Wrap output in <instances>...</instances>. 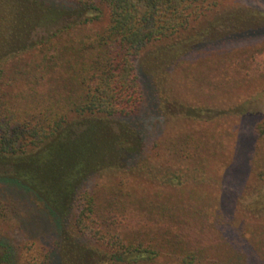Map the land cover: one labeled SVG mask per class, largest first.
I'll return each instance as SVG.
<instances>
[{"label":"trees","instance_id":"16d2710c","mask_svg":"<svg viewBox=\"0 0 264 264\" xmlns=\"http://www.w3.org/2000/svg\"><path fill=\"white\" fill-rule=\"evenodd\" d=\"M55 1L70 6L67 14L74 12L68 15L73 20L19 55L24 82L18 94H9L14 104L5 99L0 79V166L10 168L8 174L21 179L54 218L57 247L71 217L68 236L107 257L99 264H153L162 253L174 256L178 264H264V229L229 223L230 230L220 231L219 217L203 207L183 203V209L118 185L100 191L79 184L91 173L115 167L118 155L127 160L140 153L138 136L122 125L112 133L107 120L142 114L144 89L136 68L141 52L161 42H166V51L181 46L171 40L215 12L222 0ZM103 17L106 23L93 30L91 25ZM256 68L264 78L260 63ZM2 72L0 68V78ZM196 76L201 80L192 89L198 94L225 90L222 81ZM72 123L76 125L66 131ZM79 125L84 128L75 133ZM251 135L249 171L264 181V117ZM175 139L178 144L171 142L166 149L171 161H201L221 145L213 146L209 137ZM10 206L0 196V220H11ZM61 249H56L58 255L65 252ZM74 251L89 253L75 245L69 249ZM0 264H6L5 258Z\"/></svg>","mask_w":264,"mask_h":264},{"label":"rangeland","instance_id":"374dc122","mask_svg":"<svg viewBox=\"0 0 264 264\" xmlns=\"http://www.w3.org/2000/svg\"><path fill=\"white\" fill-rule=\"evenodd\" d=\"M67 9L69 5L55 0H0L1 91L12 104L15 100L9 94H18L24 82V62L19 55L71 22L68 15L74 12L67 14ZM105 23L103 17L91 28ZM171 41L181 46L166 51V42H161L144 49L136 61L145 97L142 114L124 121L107 120L112 122V133L122 125L138 136L140 153L128 161L119 160L122 155H118L115 167L86 175L80 187L103 191L102 186L118 185L125 192L181 204L183 209V203L203 207L204 212L219 217L220 231L230 230L229 223L263 230L264 181L251 174L249 161L252 129L264 117V78L256 68L260 63L264 69V0H222L215 12ZM196 73L211 83L222 81L225 90L194 92L193 82L201 80ZM72 124L65 130L76 125ZM78 128L75 133L84 126ZM186 135L209 137L210 144L221 145L201 161L185 157L171 161L167 147L171 142L177 145L175 138ZM8 171L0 166V196L11 203L12 212L10 221L0 220V259L5 258L6 264H99L107 258L68 236L71 217L57 247L54 218L22 180ZM74 245L89 253H70ZM59 247L66 253L58 255ZM153 264L178 263L174 256L162 253Z\"/></svg>","mask_w":264,"mask_h":264}]
</instances>
